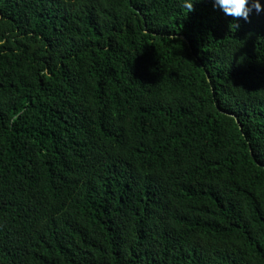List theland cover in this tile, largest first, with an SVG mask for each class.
Here are the masks:
<instances>
[{"label":"trees","instance_id":"obj_1","mask_svg":"<svg viewBox=\"0 0 264 264\" xmlns=\"http://www.w3.org/2000/svg\"><path fill=\"white\" fill-rule=\"evenodd\" d=\"M188 2L0 0V264H264V11Z\"/></svg>","mask_w":264,"mask_h":264},{"label":"clouds","instance_id":"obj_2","mask_svg":"<svg viewBox=\"0 0 264 264\" xmlns=\"http://www.w3.org/2000/svg\"><path fill=\"white\" fill-rule=\"evenodd\" d=\"M193 3L194 0H189L185 4L188 11H191ZM213 7L218 8L225 16H230L234 19L240 18L245 22L248 21L253 11L256 14L264 11V3H262V0H213Z\"/></svg>","mask_w":264,"mask_h":264}]
</instances>
